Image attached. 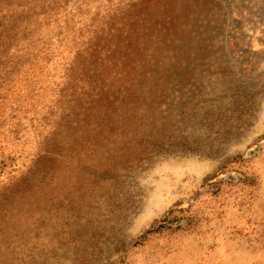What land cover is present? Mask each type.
I'll use <instances>...</instances> for the list:
<instances>
[{
    "label": "trees",
    "instance_id": "obj_1",
    "mask_svg": "<svg viewBox=\"0 0 264 264\" xmlns=\"http://www.w3.org/2000/svg\"><path fill=\"white\" fill-rule=\"evenodd\" d=\"M214 1L0 0V129L13 127L21 141L20 127L27 125L40 149L33 176L0 191V246L8 260L18 249L9 220L14 198L23 201L18 216L21 207L31 215L67 198L91 208L109 195L113 177L172 155L212 153L214 144L190 141L184 122L198 117L208 82L198 72L208 69ZM189 211L175 205L134 247L173 225L190 230ZM75 234L69 228L64 236L78 251L86 238L77 243Z\"/></svg>",
    "mask_w": 264,
    "mask_h": 264
},
{
    "label": "rangeland",
    "instance_id": "obj_2",
    "mask_svg": "<svg viewBox=\"0 0 264 264\" xmlns=\"http://www.w3.org/2000/svg\"><path fill=\"white\" fill-rule=\"evenodd\" d=\"M209 8L208 69L198 72L208 82L198 117L184 123L190 141L214 144L212 153L172 155L113 177L109 195L91 208L67 198L43 203L31 215L21 207L18 216L16 204L23 201L14 198L9 220L18 262L0 246L1 264H264V0H216ZM52 76L53 87L59 70ZM26 128L20 127L21 141L13 127L0 129V191L22 175L33 176L40 149ZM11 192L19 195L16 187ZM180 203L190 207V230L173 225L134 247ZM69 228L80 232L77 243L86 238L78 251L64 236Z\"/></svg>",
    "mask_w": 264,
    "mask_h": 264
}]
</instances>
